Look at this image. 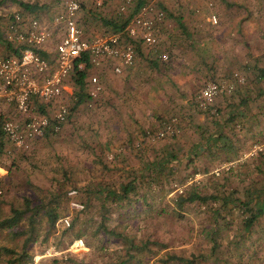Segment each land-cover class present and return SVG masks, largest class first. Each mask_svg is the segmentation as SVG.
Returning a JSON list of instances; mask_svg holds the SVG:
<instances>
[{"label":"crops","instance_id":"obj_1","mask_svg":"<svg viewBox=\"0 0 264 264\" xmlns=\"http://www.w3.org/2000/svg\"><path fill=\"white\" fill-rule=\"evenodd\" d=\"M212 1L216 4L214 12L219 17V26L210 25L209 18L195 13L199 6L206 4L204 1L201 4L200 0H193L191 5L187 0L170 1L166 3L167 9L177 19H163L158 25L162 51L158 47L155 53L139 43L134 68H125L121 75H116L113 67L118 62L110 60L93 69L94 74L89 77L97 74L101 78L107 106L84 120L105 128L103 132L109 140L104 148L115 151L117 156L114 169L101 165L102 173L112 172L113 178L89 176L80 186L90 191L87 196L91 200L90 210L100 208L102 211L105 200L119 198L121 186L135 181L138 188L129 194L130 200L114 202L110 210L112 215L113 211L126 216L133 213L145 218V215L151 231H162L159 241L149 240V247H158L159 250L158 254L148 258V264H264V156L245 157L255 143L262 141L264 134V76L260 74V69L264 70V52L257 47H262L257 42L261 31L252 21L258 12L264 14V0L209 2ZM12 2L15 3L5 0L6 5ZM17 3L15 7L21 9ZM15 10L13 13L19 11ZM6 11L5 8L0 11L5 18L0 23V52L4 55L13 52L3 39V30L13 15H3ZM25 14L33 17L28 12ZM202 21L207 24L210 36H204L206 32H202V36L194 35L191 23L200 24ZM176 25L181 32L173 28ZM191 39L198 40L199 48L203 47L195 51L197 46L188 45L193 43ZM206 40L216 42L215 46H205ZM252 41L254 45H251ZM50 45L48 51L54 52L55 47L53 49ZM158 53L169 54L170 62L162 63L157 58ZM262 53L263 59H257ZM48 54L45 51V56H52ZM204 69L212 71V74H206L211 81L231 79L236 71L249 79L248 85L238 86L233 95L218 98L219 115L216 119L198 115L188 106L194 82L204 78ZM169 71L177 72L180 79ZM67 85L65 98L72 109L70 122L65 127L70 130L68 133L76 135V128L71 131L70 127L76 126L74 121H81L80 115L86 112L88 95L86 97L84 91L87 94L88 84L81 87L70 79ZM175 92L183 98L177 97ZM79 100L83 102L78 103ZM34 104L40 113L42 107H48L50 112L54 110V106L36 101ZM177 105L179 107L173 111L172 107ZM110 109L114 111L110 112ZM170 110L179 111L178 115L184 118L183 135L179 139L149 144L144 138L145 132L159 130L162 127L161 116H170ZM0 113L7 117L16 116L15 108L8 105H3ZM44 140H37L33 148L35 144L39 148ZM139 143L142 146L138 149ZM12 146L7 140L0 148L4 152L3 156L0 155L1 185L14 173L11 165L22 164L19 157L10 155ZM30 151L18 149L16 153ZM173 153L178 158L171 163ZM7 155L11 158L9 162ZM94 159L96 165L99 164L97 158ZM165 161L169 162L164 164ZM215 172L217 176H220L219 172L222 175L212 177ZM204 177L201 187L211 190L207 193L194 184ZM174 180L179 184L186 182L185 194L159 192ZM190 182L193 185L190 186ZM112 192L118 195L113 197ZM177 198L186 202L174 203ZM173 216L184 229L172 226ZM55 264L63 263L57 260Z\"/></svg>","mask_w":264,"mask_h":264},{"label":"rangeland","instance_id":"obj_2","mask_svg":"<svg viewBox=\"0 0 264 264\" xmlns=\"http://www.w3.org/2000/svg\"><path fill=\"white\" fill-rule=\"evenodd\" d=\"M17 1L44 7L41 12L37 13V15L40 20L50 23L51 20L56 17L55 15L64 11L66 0ZM147 1L149 0H146V2ZM187 1L189 2V5H191L193 0ZM200 1L201 4L203 1L206 4H204V6H199V8L195 10V13L198 16L207 17L208 19L212 13L217 15V13L214 12L216 11V4L213 1V3L209 2L210 0ZM124 2L125 0H104V5L102 7H97L92 0H84L83 9L78 15V24L83 29L85 38L92 39L99 35L113 33V27L104 25L102 19L106 18L113 21L126 19L130 15L132 9L127 10L125 14L120 13V7ZM15 3H8V5H6L5 0H0V11L5 8L7 11L3 13V15L6 16L16 11L15 9L24 11L21 10L23 8L20 9L15 7ZM210 4H213V7H209ZM252 21L256 23L255 27L258 25V30L261 31L257 42H259L262 47H260V45L257 47L264 52V14L258 12L257 15H255V18H252ZM219 25L220 24L215 27ZM191 26V28L195 30L194 35L200 34L202 36V32H206L207 34L204 36H210V31L207 30L208 26L206 23L204 24L203 21L200 24L193 22L191 23ZM196 27L199 28L198 31ZM173 28L176 31L181 32L179 26L176 25L173 26ZM188 28L190 30L189 25ZM176 36L179 35L177 34ZM58 39V36L53 39L50 45L53 49L56 47ZM198 40L200 39L198 38ZM198 40L191 39L193 43L188 44L193 48L194 46H197L194 48L195 51H199V49L203 47L201 46L199 48L198 45H200V42H198ZM253 42L254 41L251 42V45H254ZM160 44L162 45V41ZM215 44L216 42L206 40L205 46L209 45L210 47L215 46ZM161 45L159 46V51L163 50V48L161 49ZM262 55L263 53L256 58L263 59ZM209 65L211 67V64ZM209 65H207V67ZM175 69H173V71ZM208 72L212 74V71L209 69L207 71L204 69V78L194 82V85L192 84L193 94L187 100L189 108L194 110L196 114H201L203 116L209 115L198 109L195 104V99L199 92L204 88L206 82L209 80L211 81V78L206 76ZM173 73L175 74L176 79H180L177 72H172L171 74ZM177 91L179 94H182L180 90ZM104 95L105 92L100 96L96 103H92L91 106H89V103L85 105L84 110L86 112L80 115L82 120L74 121V123H77L76 126L71 123V125L73 124L70 127L71 131L73 128H76V131H78L76 135L68 133L70 130L68 127H65V129L63 128L64 130L59 134L52 135L49 139H45L39 148L36 147L38 144H35L34 148L29 153H16V150L18 149H16L14 145L9 149V151H11L10 155L15 154V156L20 158L19 161L20 163L22 162V164L11 165L10 168H12L14 173L10 174V178L3 180L5 181L4 184L2 183L1 185L0 183V191L2 192V194H0V264H31L33 259L36 256H41L45 249L51 244L57 245L59 250L64 251L68 248V244L71 243L72 240L78 238H83L86 241L89 250L85 252L86 254H75L74 256H71L69 261H60L63 264H148V258L158 254V247H149V240L156 239L159 241L163 234L162 231H158L157 233L151 231V228L147 226L149 220L145 215V218L133 213L132 215L126 216L123 213L119 212V215L116 211H113V215L110 214V216H108L105 225L99 227V225H101L100 223L104 222L102 221V214H105L99 210L100 208H96L92 211L88 209L89 211L87 210L85 213H74L73 215L68 208V203L65 201V195L75 187L79 190L83 188L80 184L89 176H108L112 178L114 176L112 172L102 173L101 170V165L103 164H106L107 166L109 165L110 169H114L113 166L117 156L115 151L110 152V150L104 148V146L108 145L109 140L108 137V139L106 138L105 131L103 132V129L105 128H102L99 125H91L87 120H84V118L89 119L90 116L96 115L102 110V107L105 108L107 106L104 101ZM166 95L169 96L168 93H166ZM175 95L179 98H183L176 92ZM161 102H163L162 99ZM159 106L162 108L163 104L160 103ZM173 107L172 110L174 111L179 105H177L176 108ZM110 110V112L114 111V109ZM172 110H170V113L168 114L170 116L165 118L161 116L160 119L162 120V125L173 117L179 119L182 133L177 138H174L179 139L184 131V118L178 115L179 111L172 112ZM159 122L161 123V121ZM146 141L149 144L154 145L161 142ZM141 146L142 144L139 143V147H136L139 149ZM111 154L115 156L114 160H111L113 162L109 159ZM94 158H97L96 161L99 164L96 165ZM4 159L5 157H3V160ZM7 160V162L11 161L9 155H7ZM14 161H16V158ZM216 173L217 172L214 174L212 173L211 176L216 177ZM219 175L221 176L222 172H219ZM205 178L206 177L202 178L198 182L194 181V184L197 185L200 190H204L207 193L211 190L201 187V183L205 181L203 180ZM192 183L190 182L189 185H193ZM185 184L186 182L184 184H179L178 180H174L169 185H164L165 189L160 187L161 189L159 192H172L176 195H182L185 194L187 190ZM176 201L177 200H173L174 203H176ZM171 207L173 206L171 205ZM13 211H21L24 213V216L16 226H3L5 220L13 217ZM54 212H58L60 217L72 214V228L68 231H57L56 224L53 225L48 217L50 213L53 214ZM174 217L175 216H173L172 226L175 227V225H177V228H183L182 224H178L174 221ZM103 227H106L107 230ZM137 227L138 229H136ZM177 228L176 232L178 234ZM151 243L153 242L151 241ZM25 254H27V257H24ZM42 264H55V261L44 259L42 260Z\"/></svg>","mask_w":264,"mask_h":264},{"label":"built area","instance_id":"obj_3","mask_svg":"<svg viewBox=\"0 0 264 264\" xmlns=\"http://www.w3.org/2000/svg\"><path fill=\"white\" fill-rule=\"evenodd\" d=\"M97 7L104 5V0H92ZM179 1V0H164ZM84 0H66L64 11L57 14L50 23L31 17L24 12L13 13L4 30L3 39L13 52L4 55L0 52V112L3 105L13 106L15 117L2 116L0 113V135H3L16 148L30 151L33 144L49 132L59 134L68 123L70 106L65 98L68 81L73 73H87L89 66L100 67L113 60L118 64L113 67L116 75H121L125 68L132 69L137 61V44H144L157 53L160 45L158 25L164 19V13L156 6L157 0L139 5L140 0H125L120 13L139 5L137 13L125 29L108 35H99L86 39L79 28L78 15ZM209 7H213L210 4ZM213 26L219 24V17L209 16ZM59 37L54 52L48 51V45ZM47 51L50 56H45ZM160 61L168 62L167 53H158ZM247 84L246 76L236 71L231 79L206 82L195 99L198 109L204 113H214L216 103L222 95H233L238 86ZM104 92V83L98 75L88 81V95L91 103H96ZM54 106L52 115L40 113L34 104ZM22 117L21 120L20 118ZM182 127L177 117L165 122L157 130H147L144 138L150 142L174 139L180 136ZM264 154V134L262 141L255 143L246 158ZM115 156L111 154L110 160ZM0 194L2 192L0 191ZM78 189H71L67 197L70 212L83 213L84 202L79 201ZM65 215L56 223L57 231L72 228L73 216ZM89 250L83 238L72 240L68 248L59 250L51 244L41 256H36L31 264H42V260L69 261L75 254Z\"/></svg>","mask_w":264,"mask_h":264},{"label":"trees","instance_id":"obj_4","mask_svg":"<svg viewBox=\"0 0 264 264\" xmlns=\"http://www.w3.org/2000/svg\"><path fill=\"white\" fill-rule=\"evenodd\" d=\"M152 0H149V1H147L146 2V0L144 1V0H140V6L141 5H144V4H147V3H150ZM14 2H19V3H17V4H19V6L21 7V8H23V10L25 11V12H28V13H30L33 17H35V18H38V19H40L39 18V16H37V13L38 12H41L42 10H43V8L44 7H39V5H32V4H29V3H24V2H21V1H17V0H14ZM168 2H170V1H164V0H157V4H156V6H157V8L159 9V10H161L163 13H164V19H170V17H172L173 19L175 18V19H177V17H174V15L172 14V12H170L168 9H167V6H166V3H168ZM83 5H84V2L82 3V5H81V10L83 9ZM139 5L137 6V7H132V8H130V9H132V11H131V13H130V15L126 18V19H124V20H120V19H118V20H115V21H113V20H109V19H106V18H103L102 19V22L104 23V25H107V26H111V27H113V33H117V32H119V31H121V30H123V29H125V27L130 23V21H131V19L134 17V15L137 13V11H138V8H139ZM23 11V12H24ZM24 12V13H25ZM56 16V15H55ZM3 18H2V16L0 15V23H1V20H2ZM174 19V20H175ZM179 24H180V26L181 27H183V25H182V23H181V20H179ZM79 28L83 31V29L79 26ZM84 32V31H83ZM113 33H111V34H113ZM158 36H159V39H160V32L158 31ZM0 38L2 39V35H1V32H0ZM161 41V40H160ZM160 46V45H159ZM137 50L139 51V44H137ZM170 60H171V58H170ZM170 60L168 61V62H163V61H161L162 63H164V64H167V63H169L170 62ZM93 69H95V68H93V66H89V69H88V71H87V73H81V72H75V73H73L72 74V76H71V80L72 81H74L75 83H77V84H79L81 87L84 85V84H88V81H89V77L92 75V74H94V73H92L93 72ZM244 74V73H243ZM260 74H262L263 76H264V70L263 69H260ZM245 75V74H244ZM233 76V73H232V75H231V77ZM246 76V78H247V84L246 85H248V83H249V79H248V77H247V75H245ZM245 85V86H246ZM84 95L86 96V95H88V92H87V94L85 93V91H84ZM87 97V96H86ZM77 102V101H76ZM83 101H80L79 100V102L78 103H82ZM90 102H91V100H90V97H89V95H88V100L86 101V104L87 103H89L90 104ZM77 106V105H76ZM71 109L72 108H70V116H69V120H68V123L70 122V117H71ZM215 109H216V111L214 112V113H211V112H209V113H207L209 116H211V118L212 119H216V117L219 115V110H218V108H217V106L215 107ZM48 110V107H42V111H41V113H44V114H46V111ZM49 111V110H48ZM48 114H50V115H52V112H47ZM212 122H215V121H212ZM67 123V124H68ZM66 124V125H67ZM65 125V126H66ZM64 126V127H65ZM57 135V134H56ZM52 136V134L51 133H47L46 134V136L44 137L45 139H49L50 137ZM177 138V137H176ZM212 138V136L210 137V139ZM209 139V138H208ZM210 141V140H209ZM5 142H7V140H6V138L3 136V135H0V148L2 149L3 148V144L5 143ZM4 152H3V150H2V152L0 151V155L1 156H3L2 154H3ZM262 156H264V154H262ZM171 159H170V161H171V163H173L174 162V160L176 159L177 160V158H178V155H176V154H172L171 155ZM169 161H165L164 162V164H166V163H168ZM132 175V174H131ZM133 176H134V174H133ZM135 178V177H134ZM1 183V182H0ZM75 187V186H74ZM77 187H75V189H76ZM137 184L135 183V181L134 180H132L131 182H129V183H127L126 185H123V186H121V188H120V191L119 192H121L120 194H121V196L120 197H122V198H113V199H107V200H105V202L103 203V206H104V208H103V210H102V212H104L105 214H102V221H104V222H101L100 224L101 225H99V227L101 226L102 227V225L104 226L105 225V222L108 220V216H110V214H111V210H110V208H111V205H112V203H114V202H117V201H119V200H121V201H125V200H130V199H128V196H129V194L130 193H133V192H135V191H137ZM79 190V189H78ZM79 192H80V196L78 197V200L79 201H82V202H84L85 203V205H86V210H85V212L88 210V209H90V199L89 198H87V196L89 195V189H84V188H81L80 190H79ZM115 194L116 195H118L117 194V192H112V196L114 197L115 196ZM112 198V197H111ZM66 199V200H65ZM65 201L67 202V203H69V199H68V197H67V195H65ZM177 202H179V203H177V204H183V203H185L186 201H184L183 199H178L177 200ZM89 211V210H88ZM84 212V213H85ZM13 217H11L10 219H8V220H5V222H3V226H8V227H13V226H16L19 222H20V220H21V218L24 216V213L23 212H21V211H13ZM51 214V213H50ZM48 215V217H49V221L51 220L52 222V224L54 225V224H56L57 223V221L61 218L60 217V214L58 213V212H54L53 214H51V215ZM105 230H107L106 229V227H103ZM24 254V253H23ZM24 257H27V254H25V256Z\"/></svg>","mask_w":264,"mask_h":264}]
</instances>
